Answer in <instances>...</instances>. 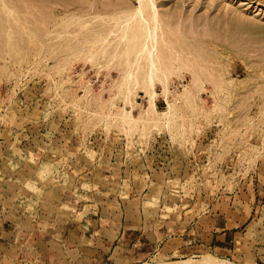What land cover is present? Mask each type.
<instances>
[{
    "label": "rangeland",
    "instance_id": "rangeland-1",
    "mask_svg": "<svg viewBox=\"0 0 264 264\" xmlns=\"http://www.w3.org/2000/svg\"><path fill=\"white\" fill-rule=\"evenodd\" d=\"M149 45L170 70L150 83L133 53ZM262 201L264 0H0V225L31 202L105 226L139 213L177 235ZM160 247L131 264H249ZM24 262L47 264L3 260Z\"/></svg>",
    "mask_w": 264,
    "mask_h": 264
},
{
    "label": "crops",
    "instance_id": "crops-1",
    "mask_svg": "<svg viewBox=\"0 0 264 264\" xmlns=\"http://www.w3.org/2000/svg\"><path fill=\"white\" fill-rule=\"evenodd\" d=\"M31 202L23 203V218L18 222L8 219L0 225L1 264L27 251L47 264H131L154 253L161 244L160 249L165 247L171 255L209 252L237 262L264 264V201L248 211L234 207L203 211L202 219L177 222V227L182 226L177 235L170 229H156L150 217L143 219L139 213L122 214L112 220L114 224L105 226L96 214L87 213V219L83 216L75 221L74 215H53Z\"/></svg>",
    "mask_w": 264,
    "mask_h": 264
},
{
    "label": "bare ground",
    "instance_id": "bare-ground-1",
    "mask_svg": "<svg viewBox=\"0 0 264 264\" xmlns=\"http://www.w3.org/2000/svg\"><path fill=\"white\" fill-rule=\"evenodd\" d=\"M140 10V9H139ZM143 12V11H142ZM141 11H139V12H137V13H133V14H131V16L132 17H130V14H129V17L127 18V19H129V18H131V19H133V18H135V17H140L141 19H143L144 17H143V13H142ZM128 14V13H127ZM149 15V14H148ZM151 19L150 20H152V25H151V27L152 28H154V31H155V27H157L156 25H157V13L155 12V10L153 11L152 10V12H151ZM150 17V16H149ZM130 19V20H131ZM146 20V19H145ZM125 21H127V20H124V22H121V23H125ZM128 22V21H127ZM129 22H131V21H129ZM136 22V21H135ZM147 22V21H146ZM121 23H119L120 25H121ZM139 23V22H138ZM118 24V25H119ZM125 24H127V23H125ZM144 24H146V23H144ZM143 24V25H144ZM116 25V24H115ZM128 25V24H127ZM138 25V24H137ZM125 26V25H124ZM119 27H121V26H119ZM125 27H127V26H125ZM129 27V26H128ZM136 27V26H135ZM139 27V26H138ZM140 28V27H139ZM145 28V27H144ZM117 29H118V27H117ZM143 29V28H142ZM152 30V29H151ZM154 31H150V35H151V32H154ZM136 32V31H135ZM143 32V31H142ZM146 31H144L143 32V35H145L144 33H145ZM139 33V32H138ZM141 33V32H140ZM128 34V32L125 30V29H123L122 30V33H121V37L120 38H124L125 39V37H127V36H129V35H127ZM130 34V33H129ZM136 34V33H135ZM147 34H149L148 33V31H147ZM134 34H132L131 36H133ZM141 35V34H140ZM154 35H155V32H154ZM149 36V35H148ZM152 37H155V36H151L150 38H152ZM129 38H133V37H129ZM150 38H146V39H150ZM156 38V37H155ZM128 39V38H127ZM146 39H144V40H146ZM123 40V39H122ZM132 40V39H131ZM135 40H137L136 38H135ZM143 40V41H144ZM127 41H129V39L127 40ZM156 41V40H155ZM131 41H129V44H131V45H133V43H130ZM125 43H128V42H125ZM135 43V42H134ZM138 43V42H137ZM145 43V42H144ZM153 43L154 42H152V46H154L155 47V45L157 44L156 42H155V45H153ZM146 44V43H145ZM126 45V44H125ZM147 45V44H146ZM130 46V45H129ZM134 46V45H133ZM150 46V45H149ZM148 46V48L147 47H145V50H143L142 52H140L138 49H137V47H136V49H137V51H135V52H133L134 53V57H135V59H134V61H138L139 60V58H143L144 60H146V64H147V67H148V69L146 70V77H147V79L149 80V83H150V81L155 77H157V76H159V74H162V76L163 77H167V73H169L170 72V70H169V72H167V73H163V71H159V68L157 69L156 67H158L157 65H156V63H155V61L157 62V61H159L160 62V58H157V60H156V58H155V61H154V58H153V54L155 53V51L153 50V49H156V48H152V46H150L149 47ZM141 47V45H139V47L138 48H140ZM135 48V47H134ZM126 49H129L130 50V48H126ZM142 49H143V47H142ZM129 50H126V52L127 51H129ZM154 51V52H153ZM126 52H125V54H126ZM128 55L130 54V52H128L127 53ZM156 54V53H155ZM128 55H126V58H128ZM156 56H158L157 54H156ZM158 57H160V56H158ZM159 59V60H158ZM129 63V62H128ZM130 64V63H129ZM156 65V66H155ZM130 69V68H129ZM128 69V70H129ZM130 71V70H129ZM129 71H127V73H128V76H130L131 75V72H129ZM133 76H134V74H133ZM145 76V75H144ZM127 77V76H126ZM131 77V76H130ZM129 78V77H128ZM166 80V79H165ZM129 81V80H128ZM144 81V80H143ZM127 82V81H126ZM147 82V81H146ZM128 83V82H127ZM135 83V82H134ZM146 84V83H145ZM137 86V85H136ZM151 86V85H150ZM147 88V87H146ZM168 108H172V105H168ZM167 108V109H168ZM169 111V110H168ZM105 116V115H104ZM125 117V116H124ZM107 118V117H106ZM130 123V122H129ZM128 126V125H127ZM204 263H208V264H214V263H216V262H204ZM185 264V263H184ZM218 264H221V263H218Z\"/></svg>",
    "mask_w": 264,
    "mask_h": 264
},
{
    "label": "built area",
    "instance_id": "built-area-1",
    "mask_svg": "<svg viewBox=\"0 0 264 264\" xmlns=\"http://www.w3.org/2000/svg\"><path fill=\"white\" fill-rule=\"evenodd\" d=\"M19 264H30V263H28V262H24V263H19ZM188 264H198V263H188ZM200 264H208V263H200Z\"/></svg>",
    "mask_w": 264,
    "mask_h": 264
}]
</instances>
